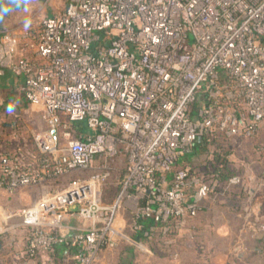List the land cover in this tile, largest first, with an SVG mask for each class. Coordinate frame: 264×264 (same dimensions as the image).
<instances>
[{
	"label": "built area",
	"instance_id": "1",
	"mask_svg": "<svg viewBox=\"0 0 264 264\" xmlns=\"http://www.w3.org/2000/svg\"><path fill=\"white\" fill-rule=\"evenodd\" d=\"M7 70L46 129L30 165H3L0 187L13 193L96 169L97 160L101 168L0 212V235L22 228L25 255L44 264L64 243L76 250L71 264H98L128 229L119 213L128 201L132 229L147 224L145 236L169 237L221 187L242 182L179 161L201 137L210 151H232L229 143L264 130V0H67L27 30L0 33V77ZM76 122L83 136L72 134ZM121 155L120 191L105 202Z\"/></svg>",
	"mask_w": 264,
	"mask_h": 264
},
{
	"label": "crops",
	"instance_id": "2",
	"mask_svg": "<svg viewBox=\"0 0 264 264\" xmlns=\"http://www.w3.org/2000/svg\"><path fill=\"white\" fill-rule=\"evenodd\" d=\"M16 83V76L9 70L6 71L4 76L0 77V101L1 103H17L23 108H27V105L30 103L24 101L19 96L16 90ZM28 118L30 117L28 116ZM78 129L80 132L74 135L83 136V130H85V128L80 126ZM262 137H264V130L257 140ZM245 141L249 143L250 149L247 163L244 159H239V161L243 163L242 168L244 169L242 172V183L240 184L242 185V189L237 185L221 187L220 191L211 195L203 203L196 216L185 217L182 221V226L176 229L169 237L161 233L154 235L152 238L145 236L143 231L146 229L147 225H144V227L139 230L132 229L130 223L133 213V203L129 201L125 203L119 213L120 218L129 225L120 241H122L123 244H128V247L124 254H120V264H124L126 259V261L132 260L135 256L136 248L139 250L144 249L142 239H152L151 242L153 245L161 246L162 243H164V245L170 246L169 248H171V246L176 247L179 244H183V248H189L191 258L186 260L187 263L190 264H254V232L260 231L259 225H263V221L260 219L264 217V204H262L263 201L259 200L262 194L260 188L264 183L260 182V186H257L254 192V179L260 178V181L262 176L258 177V173L257 175L254 173V140L246 139ZM6 145L7 146L4 147L2 152L3 155L0 157V177L3 165L16 161L30 165L38 155V150L35 146H33V148H30L27 144L20 146L16 141L14 143V140L13 144L6 143ZM100 163L101 160L96 161V169L101 168ZM126 163L127 157L124 155L112 161L113 169L115 173H117V176L113 177L105 184V202H112L118 195ZM236 165L237 163L233 166L235 167ZM222 184L225 185L226 183ZM1 192H5V196L3 195L5 205H1L0 209V212L3 213L6 209L10 208L8 206H11L9 202H7V199L10 198V204L13 203L14 193L9 194L4 188L0 187V193ZM19 196L23 200L28 197V195L24 193H20ZM41 196L42 195L30 196V202L23 207L33 204L36 200L40 199ZM242 205H244V207H242ZM67 224L80 228L89 226L88 221L78 218L70 219ZM20 229L21 232L24 233L22 228H16L8 231L6 234L0 235V250H3L1 245L5 246L8 236L11 237L12 241L10 244H12L13 237L16 234L18 236L21 234ZM120 241L119 243H121ZM247 246H250L251 249ZM24 252L18 251L19 259L26 256ZM71 255L72 254L69 252L58 251L54 255L55 264H66L67 262L71 264ZM43 257V255L37 256V259H39L42 264H44Z\"/></svg>",
	"mask_w": 264,
	"mask_h": 264
},
{
	"label": "rangeland",
	"instance_id": "3",
	"mask_svg": "<svg viewBox=\"0 0 264 264\" xmlns=\"http://www.w3.org/2000/svg\"><path fill=\"white\" fill-rule=\"evenodd\" d=\"M67 3V0H23L19 8H11L9 12L3 16L1 21L0 32L3 31H15V30H27L28 28L36 25L42 17L47 15H53L63 8ZM9 105L12 106V111H9ZM28 116L30 118H28ZM83 123L76 122L70 127L72 134L79 133L78 127L83 126ZM25 129V130H24ZM46 129V120L43 111L39 106L28 104L27 108H23L17 103L4 102L0 104V157L3 155V149L6 147V143L13 144L16 141L17 144L23 146L24 144L33 148H36V137L39 133ZM13 139V140H11ZM217 145L218 143H214ZM224 144V143H220ZM226 145V144H225ZM232 149L230 159L233 165L234 174L242 175L244 171L243 163L239 159H244L246 163L248 162V152L250 149L249 143L245 140H240L235 142V144L229 143ZM212 149V146H210ZM259 150V151H258ZM254 173H258V177L261 180L254 179V192L259 183H264V137L259 140H254ZM206 153L200 155L199 157L191 161L192 165H196V170L201 172L205 170V164L207 163ZM113 160V159H111ZM192 160V159H191ZM99 170V169H98ZM97 169H89L83 173H72L66 175L59 179H53L38 185L20 186L14 190L13 203L10 204L11 199L8 198V207H23L30 202L31 197L34 195H43L47 192H52L57 186H63L70 179H76L78 177H88ZM263 171V172H262ZM119 173V172H118ZM117 173H113L112 177H116ZM240 177V176H239ZM243 177V176H242ZM110 178V179H111ZM110 181V180H109ZM107 181V182H109ZM242 183V182H241ZM240 183V184H241ZM237 186L242 189V185ZM110 185V184H109ZM111 186V185H110ZM113 187V186H112ZM229 191V189H228ZM259 191V190H258ZM261 198L264 204V185L260 188ZM4 193H0V209L1 205H5ZM8 193V192H7ZM9 193V194H13ZM20 193L27 194L28 197L24 200L20 198ZM4 195V196H3ZM7 197V196H6ZM4 199V201H3ZM244 207V205H242ZM255 217V216H254ZM263 221V225H259L260 231L254 232V264H264V217L260 219ZM21 232V229H20ZM18 236L17 234L13 237V242L10 244L11 237H7L5 242V247L0 250V264H42L37 257L25 256L19 259L18 251H25V235ZM21 237V238H20ZM150 240H143L144 249L139 250L136 248L135 256L132 260L124 261V264H190L187 263L186 259H190V251L188 247L183 248V244H179L176 247L169 248L170 246L164 245L155 246ZM119 246L113 250H108L103 248L99 253L100 263L109 262L111 264H120L119 257L120 254H124L127 250L128 244H123L120 241ZM251 249L250 246H247ZM260 251V252H259ZM194 257V256H193ZM261 257V258H260ZM129 259V258H128ZM190 261V260H189ZM68 264V262L66 263Z\"/></svg>",
	"mask_w": 264,
	"mask_h": 264
},
{
	"label": "trees",
	"instance_id": "4",
	"mask_svg": "<svg viewBox=\"0 0 264 264\" xmlns=\"http://www.w3.org/2000/svg\"><path fill=\"white\" fill-rule=\"evenodd\" d=\"M23 0H0V29L1 21L4 15H6L9 10L13 7L19 8ZM209 141L205 137H201L195 143V145L185 152L184 157L179 161L180 165L183 167H189L194 171L196 169L195 165H192L191 161L199 157L200 155L206 153L207 163L205 164L206 178L210 177L209 174H214V176L222 182H227L233 175L234 171L230 167V155L232 151L227 150L225 147L217 146L215 150L210 151ZM192 159V160H191ZM145 224L147 221H144ZM147 225V224H146ZM58 251L69 252L70 254H75L76 250L69 244L64 243L58 247ZM56 252V253H57Z\"/></svg>",
	"mask_w": 264,
	"mask_h": 264
},
{
	"label": "clouds",
	"instance_id": "5",
	"mask_svg": "<svg viewBox=\"0 0 264 264\" xmlns=\"http://www.w3.org/2000/svg\"><path fill=\"white\" fill-rule=\"evenodd\" d=\"M9 111H12V106L11 105H9V109H8Z\"/></svg>",
	"mask_w": 264,
	"mask_h": 264
},
{
	"label": "water",
	"instance_id": "6",
	"mask_svg": "<svg viewBox=\"0 0 264 264\" xmlns=\"http://www.w3.org/2000/svg\"><path fill=\"white\" fill-rule=\"evenodd\" d=\"M0 95H1V92H0Z\"/></svg>",
	"mask_w": 264,
	"mask_h": 264
}]
</instances>
